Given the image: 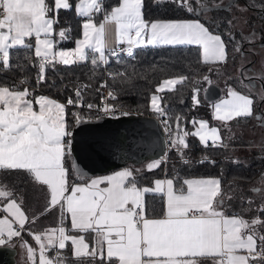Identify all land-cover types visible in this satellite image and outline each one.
<instances>
[{"label": "snow or ice", "instance_id": "obj_1", "mask_svg": "<svg viewBox=\"0 0 264 264\" xmlns=\"http://www.w3.org/2000/svg\"><path fill=\"white\" fill-rule=\"evenodd\" d=\"M159 4L162 0H154ZM182 9L189 18L145 19L144 0H114L106 9L103 0H77L75 13L83 18L81 36L75 40L72 49H59L60 41L70 39L71 29H60L59 40L55 39V26L59 23L61 10H72L70 0H0V71L13 67L11 53L18 50L31 52L33 45L26 38H35L34 58L26 55L29 64L38 67L37 85L47 81L48 66L56 64L72 66L85 62L91 54L93 69L108 65L109 57L123 63L122 53L134 58L135 49L148 46H199L202 63L216 65L209 67V73L220 71V66L229 60V46L233 54L244 58L243 42L254 45L261 42L259 34L243 13L248 7H259L264 12V2L242 7L239 0H163ZM227 13L217 20L214 14ZM241 13V15H237ZM96 14H103L99 24ZM203 21V22H202ZM114 25L116 47L106 46V26ZM264 28V17H261ZM251 28L245 35L244 29ZM223 29V31H221ZM237 33L240 39H236ZM126 45V47H120ZM39 61L38 65L34 63ZM238 70L247 93L238 91L231 84L226 86V95L216 101H209L212 119L220 122V127H210L204 119L193 118L187 122L182 114L173 117L162 103L161 93L175 91L191 81V101L193 109L201 104L200 94L205 99L213 86L209 74L201 78L177 75L164 79L150 96L148 111L160 121L168 151L175 150L183 164L188 147V137H197L204 147L227 148L231 140L229 122L255 119L264 126V112H257L256 104H264V71L248 75ZM113 79L124 73H108ZM250 83H244V81ZM260 81V89L255 92L254 81ZM19 84H0V246H14L19 239V247L26 250L27 260L36 264L37 249L23 240L22 233L30 221L23 210L22 195L16 186L8 182L13 175L23 176L45 197V211L59 208L61 223L42 233L29 232L39 247L38 264H203L210 258L213 264H264V234L258 232L264 227V193L259 187L250 189L261 194L260 204L248 211L258 215L250 221L242 215L228 216L222 210L226 202L233 199L231 185L226 190L221 177L155 179L152 186H141L138 175L141 169L133 166L121 168L109 175L85 177L79 165L73 160V169L78 178L86 182L72 183L71 172L66 161L72 156L74 142L73 129L85 123L99 121L111 116L119 109L107 102L117 96L109 90L102 97V107L88 104L89 115L73 113L74 124L66 119L67 105L84 107L82 92L87 85L75 88V99L69 97L67 105L44 95L36 96L28 87ZM203 89L201 84H205ZM101 84V87H106ZM183 103V101H181ZM38 106V110H36ZM122 116L130 115L121 111ZM191 123L193 131L185 128ZM227 129L229 135L222 134ZM153 151L155 142L147 145ZM264 150V145L261 146ZM109 148L115 155L124 153L122 144L111 143ZM168 152L151 160L146 168L158 169L167 162ZM126 158V157H125ZM211 163L207 157L199 163ZM232 163L239 164V160ZM259 183L264 185V172ZM179 185V187L177 186ZM159 198L162 202L160 215L150 212L149 199ZM70 217L71 227L64 226ZM18 226V227H17ZM93 234L91 243L87 237ZM71 242L72 258L62 254L66 242ZM259 241V243H258ZM55 250V255L49 252ZM243 251L246 254H238Z\"/></svg>", "mask_w": 264, "mask_h": 264}, {"label": "trees", "instance_id": "obj_2", "mask_svg": "<svg viewBox=\"0 0 264 264\" xmlns=\"http://www.w3.org/2000/svg\"><path fill=\"white\" fill-rule=\"evenodd\" d=\"M73 4L72 10H61L59 13V23L55 26V39L59 40L58 33L60 29L70 28V39L60 41L57 47H71L76 37L81 32V23L75 13L76 0H70ZM253 2L262 3L264 0H239L242 7H247ZM106 9L113 5L114 0H103ZM144 16L145 19L157 18H197L195 15L187 16L182 10L178 9L174 4L161 3L157 4L154 0H144ZM219 20L227 15V13L214 14ZM245 17L250 20L259 34L264 35V28L261 25V17H264V12L259 7L251 8L245 11ZM99 20V14L95 15V21ZM203 22V21H202ZM246 32H250L251 28ZM223 31V29H221ZM239 35L237 33L236 37ZM241 37L236 38L239 40ZM26 42L32 44V38H26ZM260 41H257V43ZM134 58H129L126 55H121L123 63H117L115 59L109 58L108 65H101L97 69H93L91 64V54L89 59L82 63H77L72 66L56 64L55 67L48 66L46 71L47 81L37 85L38 67L29 64L25 56L31 55L34 58L33 48L31 52L26 50L13 51L11 53L13 67L7 71H0V84H19L21 79L27 81L26 84L20 85L23 87H31L34 94L42 93L66 104L69 97L75 99V88L77 86L87 85L82 92L83 102L93 101L98 98L102 90H113L117 96L118 104L132 108L133 110L143 113L148 111L149 96L155 92L156 85L160 80L167 77L177 75H187L190 78H201L204 74H209L210 77L215 75V71L209 73V67L215 68L216 65H205L202 63V58L199 52V46L184 45V46H148L135 49ZM233 55L231 45L229 46V57ZM36 64V61L34 60ZM124 73V76L117 77L113 80L108 73ZM238 79L229 77L224 84H231L238 91L247 93ZM106 84V87H101V84ZM206 84V83H205ZM205 84H201L203 89ZM191 81L183 86H177L175 91H166L161 93L163 96L162 103L168 108L169 114L173 117V127H175V115L177 113L184 116L185 121L190 122L193 118L204 119L209 124L220 125L219 121H214L209 108V101L200 94L201 104L193 109L191 101ZM221 95V91H220ZM183 101V103H181ZM66 119L68 124L71 123L68 117L66 107ZM247 121V120H240ZM234 123V121H231ZM187 131H192V124L185 123ZM224 132V130L222 129ZM233 139L229 140L228 147H204L200 144L196 137H188V147L184 152V158L189 161L187 164L180 162V159L175 150L168 151L167 162L161 165L158 169L149 171L147 168L141 169L137 179L140 185L149 186L154 177L167 176L172 178L176 175L182 178L186 176H201L215 175L222 178L223 185L226 190L231 185L233 199L230 202L223 204L224 209L229 213H237L242 215L246 220H251V214L245 211L247 203L241 202V197L245 201L254 196L255 193L250 189L255 187L253 184L256 178L264 172V150L259 148H246L245 142L238 135H233ZM207 157L208 160H215V165L211 163H199ZM233 160H239V164L232 163ZM129 166V163L125 164ZM131 165V164H130ZM66 167L71 174V181L78 179L70 167L69 159L66 161ZM86 177V176H85ZM8 182L16 186L18 194L23 198V210L31 221L36 217L34 223H29L23 231V238L31 244L29 232L39 231L42 228L61 223V215L59 208L51 211H45V197L41 192L33 187L23 176L13 175L8 178ZM179 187V185H177ZM264 193V192H263ZM261 194L258 196V200ZM261 200V199H260ZM259 200V201H260ZM150 212L154 209L155 215L160 214L162 202L159 198L149 199ZM249 212V211H248ZM255 214L258 215L257 212ZM249 216V217H248ZM264 219V217H261ZM64 226L70 228L68 220H64ZM258 232L264 234V227H259ZM93 234H89L87 239L91 243ZM259 243V241H258ZM66 249L62 250V254L72 258L69 242H66ZM55 251V250H52ZM50 251L49 256L55 255ZM25 264H31L26 262Z\"/></svg>", "mask_w": 264, "mask_h": 264}, {"label": "water", "instance_id": "obj_3", "mask_svg": "<svg viewBox=\"0 0 264 264\" xmlns=\"http://www.w3.org/2000/svg\"><path fill=\"white\" fill-rule=\"evenodd\" d=\"M206 86L205 84L204 87ZM220 91V87L214 83L208 91L206 100L212 101L217 98ZM202 96L205 98L203 91ZM74 123L75 121L72 124ZM73 131L74 142L69 164L73 169V160H75L84 176L123 166L126 163L135 165L146 159L159 158L163 152L161 127L157 119L150 114L107 116L99 121L82 124ZM153 142L155 147L150 152L147 145ZM111 143L122 144L125 148L124 153L113 154L109 148ZM0 264H16L14 246H0Z\"/></svg>", "mask_w": 264, "mask_h": 264}, {"label": "rangeland", "instance_id": "obj_4", "mask_svg": "<svg viewBox=\"0 0 264 264\" xmlns=\"http://www.w3.org/2000/svg\"><path fill=\"white\" fill-rule=\"evenodd\" d=\"M77 2V1H76ZM76 4V3H75ZM237 15H241V13H237ZM243 15L245 16V12L243 13ZM82 24V23H81ZM256 28V27H255ZM81 29V27H80ZM249 29L246 28L244 29V34L247 35L249 32ZM240 36V34L236 37L238 38ZM62 49H66V48H62ZM243 49H244V58L242 59L241 56L239 54H233L232 56L229 57V60L227 62L226 65L220 66V71L216 72L215 71V75H213V77H210L212 81H214L215 84H217L220 89H221V95H219L217 98L213 99L212 101H216L217 99H219L221 96L226 95V86L228 84H224V82L229 78V77H233L239 80H241L240 74L238 72L239 69H241V65L243 64V70L248 74V75H256L259 74L261 71H264V48L261 47V42H256L254 45H250L247 42H243ZM171 77H167L164 79H168ZM162 79V80H164ZM158 83L160 84L161 81ZM237 80V81H238ZM244 83H250V81L245 80ZM256 87H255V92H258L260 89V81L256 80L254 81ZM157 84V85H158ZM241 84V83H240ZM156 85V87H157ZM241 86L245 89L244 84H241ZM30 90H32L31 87H28ZM247 90V89H245ZM33 91V90H32ZM36 95V94H35ZM152 95V93L150 94V96ZM150 96H149V102H150ZM148 102V104H149ZM62 103V102H61ZM67 105V103H66ZM70 105H67V112H69ZM256 110L257 112H264V104H260L257 103L256 104ZM220 123V122H217ZM261 122L257 121V120H252L249 119L247 121H234V123L229 122V126L231 128V135H236L238 134L239 137H241V139H243V141L245 142L246 148H259L261 144H264V126H261L260 124ZM260 124V125H257ZM216 126V125H215ZM216 127H220V125H217ZM224 132L222 131V134L224 136H228L229 132L227 129H223ZM249 131V132H248ZM254 133V135H253ZM255 134H256V138H255ZM253 135V136H252ZM249 136L250 138L252 137L253 139H251L249 141ZM234 138V137H233ZM232 138V139H233ZM257 142H256V140ZM255 141V142H253ZM247 144H256V146H249ZM262 148V147H261ZM157 159V158H154ZM151 160L153 159H146L138 164L132 165L135 168L138 169H144L146 168V165L151 162ZM128 167V166H127ZM260 177V176H259ZM259 177L256 178V182L255 184H253L255 187H259L262 189V193L264 192V185L259 183ZM260 195V193H255L253 197H251L250 199H252L254 201V204L252 205V208L255 209L261 202V198L258 200V196ZM249 205H247V207L245 208V211L248 209ZM247 213L251 214L252 216L251 219L256 216L257 214H255V211H249L247 210ZM249 217V216H248ZM53 254H55V251H52ZM17 263V260H16ZM19 264V263H17ZM25 264V263H22Z\"/></svg>", "mask_w": 264, "mask_h": 264}, {"label": "crops", "instance_id": "obj_5", "mask_svg": "<svg viewBox=\"0 0 264 264\" xmlns=\"http://www.w3.org/2000/svg\"><path fill=\"white\" fill-rule=\"evenodd\" d=\"M77 1V0H76ZM76 3V2H75ZM112 6V5H111ZM110 6V7H111ZM110 7H109V9H110ZM74 8H75V5H74ZM189 19H196V18H189ZM99 22H100V20H98V21H96V23L97 24H99ZM80 36H81V32H80V34H79V36L78 37H76L75 38V40L76 39H78V38H80ZM75 40H74V43H73V45L71 46V47H58L59 49H62V48H66V49H72V48H74L75 47ZM116 41H115V27H114V25H107L106 26V40H105V43H106V46L107 47H109V46H111L112 44H114ZM32 45H33V51H34V45H35V38L34 37H32ZM201 51V49H200V47H199V52ZM39 95H44V96H47V97H50V96H48V95H46V94H42V93H37L36 94V96H39ZM52 98V97H51ZM53 99H55V98H53ZM57 100V99H56ZM218 100V99H217ZM57 101H59V100H57ZM60 102V101H59ZM214 102V101H213ZM36 110H38V106H36ZM252 120H255V119H252ZM261 124V123H260ZM260 124H257V125H260ZM209 126L210 127H213V126H215L214 124H209ZM230 127H232V126H230ZM194 129L192 128V131H193ZM264 131V130H263ZM249 132V131H248ZM236 135H238V134H236ZM253 135H254V133H253ZM252 135V136H253ZM239 136V135H238ZM197 138V137H196ZM255 138H256V134H255ZM251 139H253L252 137L250 138V136H249V141L251 140ZM197 140H198V138H197ZM256 140V139H255ZM199 141V140H198ZM227 142H229V141H227ZM253 142H255V141H253ZM256 142H257V140H256ZM264 143V142H263ZM243 145H245V144H243ZM247 145H251V146H256V144H247ZM262 145H264V144H261L260 146H262ZM129 166H132V165H130L129 164ZM124 167H127L126 165H123V166H119V167H115V168H111V169H108V170H106V171H103V172H100V173H93V174H91V175H87L86 177H96V176H103V175H109V174H111L112 172H114V171H118V170H120L121 168H124ZM134 167V166H133ZM168 177V176H167ZM207 177H217V176H215V175H201V176H186V177H183L182 178V180L183 179H185V178H207ZM163 178H165V176H159V177H154L152 180H151V183H150V185H149V187H151L152 186V181L153 180H155V179H163ZM168 178H170V177H168ZM81 182H86V180H82L81 178H78L77 180H75L74 182H72V183H81ZM141 186H146V185H141ZM222 210L225 212V214L226 215H228V216H232V215H239V214H237V213H229V212H227L225 209H224V207L222 206ZM4 214L3 213H0V218H2V216H3ZM160 215V214H159ZM158 216V215H157ZM67 220H68V225L71 227V223H70V217L69 218H67ZM58 224H60V223H56V224H52V225H48V226H46V227H44V228H42L41 230H39V231H33V232H36V233H42V232H44L46 229H48V228H50V227H56ZM18 227V226H17ZM93 236V235H92ZM23 240H25L24 238H23ZM30 241H31V244L30 245H32L34 248H36L37 249V256H36V264H38V260H39V247H38V245L36 244V242L32 239V237L30 236ZM69 242V245H70V250H71V242L70 241H68ZM21 243V241L19 240V239H17L16 241H15V244H14V247H15V259L17 260V263H19V264H22V263H26V262H28V260H27V254H26V250H22L20 247H19V244ZM238 254H246L245 252H243V251H240V252H238ZM16 263V264H17ZM203 264H213V261L210 259V258H208V259H204L203 260Z\"/></svg>", "mask_w": 264, "mask_h": 264}, {"label": "built area", "instance_id": "obj_6", "mask_svg": "<svg viewBox=\"0 0 264 264\" xmlns=\"http://www.w3.org/2000/svg\"><path fill=\"white\" fill-rule=\"evenodd\" d=\"M102 19H103V14H99V20H102ZM79 21H80V23H82L83 22V18H79ZM109 47L110 48H115L116 47V42L114 44H112L111 46H109ZM120 47H126V45H121ZM121 55H126V53H122ZM109 58H112V57H109ZM113 59H115V58H113ZM38 63H39V61H36L37 65H38ZM107 94L108 93H107L106 90H102L101 94L98 96V98L96 100L83 102L84 107H82V108L70 105L69 106L70 110H69V113H68L69 120L71 121L70 124H72L73 121H74L73 113H77L78 112V113H81L82 115H84L85 117H87L89 115V110L87 109V105L88 104H93V105H95L97 107H102L103 105H102L101 99H102V97L106 98ZM107 102L116 105L118 107V109H119L116 113L112 114L111 116L120 115L121 111L128 112V113H143V112H140V111L133 110L132 108H129L127 106L120 105L114 100H108ZM145 114L153 115L151 113H145ZM153 116L156 118L155 115H153ZM157 121H158V123L160 125V121L158 119H157ZM161 131H162L163 144L164 145H163V152H162V154H160V156L164 155V153L167 150L165 141L168 139V137L164 135L162 127H161Z\"/></svg>", "mask_w": 264, "mask_h": 264}]
</instances>
